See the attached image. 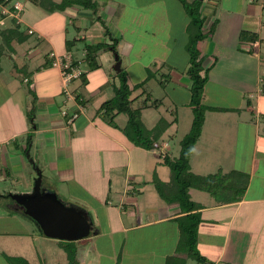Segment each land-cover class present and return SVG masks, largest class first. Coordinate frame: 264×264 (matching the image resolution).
Here are the masks:
<instances>
[{"label":"crops","instance_id":"crops-1","mask_svg":"<svg viewBox=\"0 0 264 264\" xmlns=\"http://www.w3.org/2000/svg\"><path fill=\"white\" fill-rule=\"evenodd\" d=\"M39 1H0V32L16 29L22 35L13 33L10 43L4 44L0 34V57L7 61L10 76L1 79L0 65V173L5 172L0 180L17 182L20 176L24 187H31L37 168L41 184L45 183L43 191L86 217L94 234L75 242L78 264H201L179 250L177 219L183 214L177 204L165 202L154 184L170 178L164 157L178 156L168 142L172 129L179 125L174 114L177 109L192 113L187 106L190 83L184 74L189 18L181 3L93 0L97 16L117 39L113 53L108 48L86 50L112 43L100 24L93 25L90 11L70 7L53 12ZM51 1L58 4L61 0ZM224 3L203 0L201 4L205 31L216 22L215 32H225L219 39L216 34L199 43L203 66L211 71L218 61L228 66L207 77L202 103L234 111L205 112L189 166L195 175L235 171L248 175L249 182L241 200L231 204H217L205 192L188 190L190 200L200 206L196 249L205 264H264V0ZM15 4L19 6L17 19L3 15L15 12ZM57 12L61 19L53 20L51 14ZM67 19L75 30L72 39L63 28ZM56 21L61 30H53ZM243 24L250 28L243 29ZM243 31L255 34L256 41L241 42ZM23 36L26 39L18 42ZM49 53L69 55L79 63L83 75L68 87L73 99L63 95L59 69L51 66ZM114 54L129 87L146 84L156 74L159 82L167 80L163 87L157 83L163 88L161 99L145 88L130 96L133 109L148 99L140 110L148 142L137 138L126 115H114L109 123L99 111L118 85ZM13 70H24L26 76L20 80ZM154 101H159L157 107L148 106ZM165 101L172 110L161 108ZM77 103L83 105V112L68 125L60 111L75 110ZM191 122V117L185 121L188 129ZM17 167L20 173L15 172ZM62 190L67 203L57 197ZM10 195L0 192V201ZM23 195H29L28 190ZM3 245L9 246V241Z\"/></svg>","mask_w":264,"mask_h":264},{"label":"trees","instance_id":"trees-1","mask_svg":"<svg viewBox=\"0 0 264 264\" xmlns=\"http://www.w3.org/2000/svg\"><path fill=\"white\" fill-rule=\"evenodd\" d=\"M3 1L4 0H0ZM203 0H193L187 2L186 0H179L184 12L189 18L186 26L187 42L185 44V51L187 52V68L185 69V76L189 80V103L187 106L192 112V122L189 132L180 141V148L178 156L175 159H170L165 156L163 164L169 169L170 178L167 182L155 180L154 184L160 196L167 204H177L183 214L177 219L180 233L179 250L183 251L188 258L196 263L205 264L206 259L200 255L196 249L197 229L201 222L199 209L200 206L192 202L188 195V190L193 188L207 193L217 204H231L241 200L247 188L249 177L248 175L232 171L228 174H223L221 170L216 173L206 176H199L191 173L189 166V158L194 144L197 142L201 127L204 121L205 112H230L233 109H223L217 107L206 106L202 103L204 88L207 84V73L209 68L203 66L204 57L199 49V43L206 38L205 21L206 18L201 14V4ZM41 6L47 5V10L53 11L57 9L70 8L73 6L80 7L84 10L90 11L92 15H97V7L92 0H61L59 4L53 3L50 0H40ZM97 22L103 29V35L107 37L112 43L107 45L105 43H98L92 46H87L86 50L96 52L102 48H108L111 52L116 53L115 46L117 39L111 37L110 32L101 20L96 17ZM214 24L210 26L208 32L214 30ZM9 33L7 35L6 33ZM18 33L16 29L7 31L6 29L0 32L1 40L4 44H9L12 40V35ZM257 36L253 33L241 32L239 39L242 41H256ZM26 39L23 36L18 42ZM118 85L113 86V96L104 102L99 111H103L105 119L111 123L114 115H126L129 123L135 128L136 135L139 140L148 142L147 129L141 121L140 110L146 106L148 99H144L142 106L136 109L131 107L132 100L131 93L143 86L140 83L133 87H129L127 83V76L123 70L117 74ZM165 80L161 81L159 85L164 86ZM159 101H154L148 106L157 107ZM60 248L65 252L67 264H78L76 257L75 242H60ZM2 258L6 264H31L23 257L9 256L2 254Z\"/></svg>","mask_w":264,"mask_h":264},{"label":"rangeland","instance_id":"rangeland-1","mask_svg":"<svg viewBox=\"0 0 264 264\" xmlns=\"http://www.w3.org/2000/svg\"><path fill=\"white\" fill-rule=\"evenodd\" d=\"M17 1L22 4L25 0H17ZM227 1L228 0H225V3H224L226 6H227ZM245 2H246V0H245ZM28 4L29 3H27L26 6L28 8H30L28 6ZM73 7H76V6H73ZM96 7H97V5H96ZM76 8H78V7H76ZM79 9L84 10L80 7H79ZM64 11H67V9H65ZM53 12H56V11H53ZM51 17L53 18V20L57 19V18L61 19L60 14H58V12L53 13V15L51 14ZM66 17L67 16H65L64 18H66ZM91 17L93 19L92 20L93 25H97L100 27L99 23L96 20L97 15H95V16L93 15ZM263 22H264V16H263ZM214 23H215L214 30L211 31L210 33L207 30L206 36H208V37L213 36L214 37L217 34L216 38L219 39L222 36V34L224 36L225 32L224 31H221V33H220V31L218 33L215 32V28H216L218 23H216V22H214ZM78 25H81V24L80 23L75 24V26H78ZM243 25H244L243 26V29H244V27L246 25L245 24H243ZM250 25H252V24L250 23ZM53 26H54L53 30H56V29L61 30V28H62L60 21H56ZM63 28H66L68 30V33H69L68 38L72 39L73 38L72 36H74V34H75V30H74V27L71 24H69L68 19L65 20ZM245 28H250V27H245ZM243 32H245V31H243ZM1 47L4 49L6 46L4 44H2ZM263 50H264V45H263L262 51ZM0 54H2V53L0 52ZM0 59H1L0 65L2 68L1 79L7 80L10 77L8 72H7V69H8L7 61H5L4 56H2V55H1ZM211 64L212 63H210V66H211ZM187 65L188 64H186V68H187ZM212 67H213L212 71L209 70V72L211 71V73L208 74L207 77L211 78L213 71L215 73H218L220 71H223L228 66H227V62L218 61L216 63H213ZM164 73H166V70L164 71ZM12 74L13 75L16 74L15 75V76H17L16 78L19 77L20 80H22V78L24 76H26L24 73V70L21 72L18 70L17 71L13 70ZM157 75L158 74L155 75V77H157L156 79H152V78L150 79L149 78V81L147 83L145 82L146 84H143L141 89L145 88V90H147V92L149 91L152 93L154 98L161 99V98H163L164 93H163V88H161L157 84L159 82L158 81L159 75L158 76ZM246 79H248V78H246ZM210 89H213V88L210 87ZM211 92L213 93V90ZM211 92L209 94H211ZM167 104L168 103L165 101V106L163 105L161 108L165 107L169 110H172V108L166 107ZM162 111H164V110H162ZM151 112H154V111L151 110ZM176 115H178L179 125L177 126L176 129H174V130L172 129L173 135H170V137H168V142L170 144V151H172V153L174 152L173 153L174 156L178 155V150L180 148L179 147L180 146V140H182V138L190 130L187 128V125H185V121H188L190 119V117L192 118V113H190L189 110H185V109L184 110L183 109H179V110L177 109V114H174L173 117H175ZM194 157H198L197 153H195ZM13 171H15V170H13ZM15 172L20 173L21 169L19 167H17ZM4 174H5V172L3 171L1 175L4 177ZM10 179L11 178H9V179L5 178L4 180H0V192L5 193V194H11L10 196L21 194V196H23L25 198L33 196L34 183H32L33 185L31 187H24L25 186L24 177L21 178L19 176L17 182H16V180H14V182H13ZM44 186H45V183L42 182L41 187H40L41 192H44L43 191ZM27 190H28L29 195H23L25 193V191H27ZM8 192H11V193H8ZM65 196L66 195H65L64 190L57 192V197L59 198V200L67 203V197H65ZM10 206L12 207V208H10L11 210H9ZM15 207H16L15 202L12 201L8 197H6L0 201V264H6L2 258V254H6L9 256L23 257L24 259H26L31 264H67L65 252L62 250V248H60V242H63V241H55V240L45 238L42 235L41 230H40L39 226L37 225V223L34 220H32L31 218H29L28 216H26L23 212L16 211ZM3 241H7V242L9 241V246L5 247V245H3Z\"/></svg>","mask_w":264,"mask_h":264},{"label":"water","instance_id":"water-1","mask_svg":"<svg viewBox=\"0 0 264 264\" xmlns=\"http://www.w3.org/2000/svg\"><path fill=\"white\" fill-rule=\"evenodd\" d=\"M113 71L120 72V61L114 54ZM31 162V160H29ZM34 182V193L31 197L21 195L9 196L24 214L34 220L39 226L42 235L51 240L63 242H76L89 238L94 234L90 230L86 217L74 209L60 204L50 194L41 192V173L37 168Z\"/></svg>","mask_w":264,"mask_h":264},{"label":"built area","instance_id":"built-area-1","mask_svg":"<svg viewBox=\"0 0 264 264\" xmlns=\"http://www.w3.org/2000/svg\"><path fill=\"white\" fill-rule=\"evenodd\" d=\"M14 10L12 14L9 12H3V15H10L17 19V13L19 6L14 5ZM2 19H0V25H2ZM49 59L51 60V66L57 67L59 69L60 77L63 83L62 93L67 99H73L71 92L69 91V85L72 81L78 80L83 75V71L79 67L78 62H72L69 55L56 56L54 53H49ZM83 105L80 103L76 104L75 110L62 109L60 111L61 117L65 118L68 125H71L83 112Z\"/></svg>","mask_w":264,"mask_h":264}]
</instances>
